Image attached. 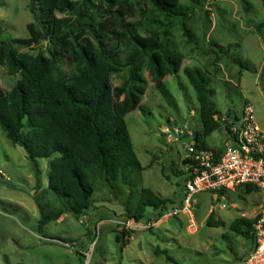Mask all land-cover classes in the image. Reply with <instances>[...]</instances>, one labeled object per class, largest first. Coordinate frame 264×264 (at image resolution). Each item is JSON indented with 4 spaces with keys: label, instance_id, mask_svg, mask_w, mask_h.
<instances>
[{
    "label": "rangeland",
    "instance_id": "374dc122",
    "mask_svg": "<svg viewBox=\"0 0 264 264\" xmlns=\"http://www.w3.org/2000/svg\"><path fill=\"white\" fill-rule=\"evenodd\" d=\"M29 1L1 0L0 40L28 36L27 24L34 21L28 9ZM191 3L194 11L187 22L193 35L191 40H187L177 25L171 28V43L184 58L177 73L162 79L168 99L155 88L151 74L144 67L146 88L140 108L124 115L133 150L144 167L137 187H147L170 198L172 206H178L182 197L185 148L180 142L165 138L162 131L170 121L201 129L199 105L183 68L198 66L204 70L213 90L211 100L224 120L205 137L207 148L220 149L225 140L232 142L225 123L232 114L240 116L248 104L256 122L264 129V40L255 30L256 25L264 24V5L260 0ZM148 8L147 1L140 0L123 16V23L136 28L135 23L142 20ZM115 29L119 31L118 27ZM212 41L227 50H221L220 59L213 53L214 49L216 52L220 49ZM107 43L114 46L116 34L109 35ZM42 44L46 46L47 42L42 41L27 51L37 53ZM240 63L248 67L241 68ZM58 67L67 76L73 72L67 57L58 60ZM123 76L124 72L112 75V85H120ZM19 77L8 74L5 66L0 65L3 90H9ZM36 161L39 183L24 150L13 145L0 128L3 172L0 177L5 176L0 178V264H223L222 260L231 255L227 251L228 242L233 241L235 246L239 238L243 239L229 229L230 222L237 216L253 217L263 198L260 189L246 192L242 186L226 189L219 201H214L208 192H201L196 195L193 216L179 213L149 228L129 229L128 243L121 247L115 235L124 228L118 223L124 218L123 207L101 182L95 185L93 206L79 218L65 212L39 228L40 212L35 195L46 212L57 207L58 201L46 189L47 160ZM161 166L167 178L162 175ZM222 202L226 207L219 206ZM211 211L220 225H206ZM147 212L144 221L155 217L156 211L148 208ZM215 247L221 251L214 253ZM162 250L173 260H168Z\"/></svg>",
    "mask_w": 264,
    "mask_h": 264
},
{
    "label": "trees",
    "instance_id": "16d2710c",
    "mask_svg": "<svg viewBox=\"0 0 264 264\" xmlns=\"http://www.w3.org/2000/svg\"><path fill=\"white\" fill-rule=\"evenodd\" d=\"M139 1L30 0L28 9L34 21L27 24L28 36L0 40V65L8 74L20 75L9 90L0 88V128L13 145L24 150L34 166L37 183L36 159L47 160L46 189L58 201L57 207L46 212L35 195L39 228L65 212L79 218L93 206L92 196L99 182L119 200L126 218H146L148 208L157 216L173 205L170 198L137 187L144 167L133 150L124 115L140 108L146 88L144 67L155 88L168 99L162 79L177 73L184 58L171 43V28L177 25L191 40L187 22L194 11V0H144L149 8L135 23L137 27L131 28L122 18ZM260 1L264 5V0ZM262 26L256 25L255 30L264 40ZM111 34H116L114 46L107 43ZM42 41L47 45L42 44L37 53L27 51ZM212 42L220 49L213 50L220 59L221 50H227ZM61 57H67L73 66L68 76L58 67ZM240 66L248 67L244 63ZM120 72H124L123 81L113 86L111 77ZM183 72L195 92L201 123L200 130L188 127L194 133L196 147L207 148L205 137L224 120L211 100L213 90L204 70L192 66L183 68ZM225 127L231 134L230 125L225 123ZM160 171L167 178L163 166ZM187 172H183L182 182ZM240 186L246 192L258 189L252 184ZM253 221V217L237 216L229 229L252 241ZM205 223L221 224L213 211ZM130 232L123 228L115 235L121 247L128 243ZM162 253L173 260L167 251Z\"/></svg>",
    "mask_w": 264,
    "mask_h": 264
},
{
    "label": "built area",
    "instance_id": "2783aa9c",
    "mask_svg": "<svg viewBox=\"0 0 264 264\" xmlns=\"http://www.w3.org/2000/svg\"><path fill=\"white\" fill-rule=\"evenodd\" d=\"M232 142L224 141L220 149L196 147L193 131L188 124L182 126L168 122L162 133L166 138L180 142L185 148L187 174L183 180L180 204L170 206L151 220L124 217L118 223L125 229L149 228L159 220H167L186 213L193 216L196 195L208 192L214 201L222 199L219 190L252 184L263 193L259 210L253 216L252 246L244 264H264V129L256 122L250 104L245 105L237 118H228ZM3 174L0 169V176ZM4 176V175H3ZM221 208L226 207L220 203ZM215 208L212 207V209ZM194 223V222H193Z\"/></svg>",
    "mask_w": 264,
    "mask_h": 264
},
{
    "label": "crops",
    "instance_id": "0c3cea01",
    "mask_svg": "<svg viewBox=\"0 0 264 264\" xmlns=\"http://www.w3.org/2000/svg\"><path fill=\"white\" fill-rule=\"evenodd\" d=\"M0 178L1 179L5 178V176H2ZM34 192H36V190ZM180 199H178V201ZM258 210H259V207H258ZM242 238L243 239L239 238L238 243L236 241L235 246H234V242L233 241L228 242L227 251L231 255H229L226 259L222 260L223 264H244V258L247 255L248 251L251 249L252 241H251L250 238H244V237H242ZM210 245H212V244H210ZM213 250H214V253H218V252L221 251V249L218 248V247H215Z\"/></svg>",
    "mask_w": 264,
    "mask_h": 264
}]
</instances>
